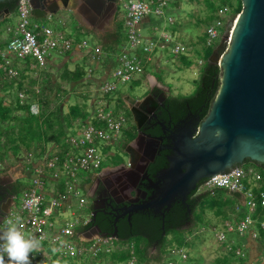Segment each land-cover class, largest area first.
Returning a JSON list of instances; mask_svg holds the SVG:
<instances>
[{"label": "built area", "instance_id": "2783aa9c", "mask_svg": "<svg viewBox=\"0 0 264 264\" xmlns=\"http://www.w3.org/2000/svg\"><path fill=\"white\" fill-rule=\"evenodd\" d=\"M176 0H120L125 11L124 28L127 42L115 53H106L99 45L78 40L76 34H68L64 29L55 30L35 22L29 0H20L17 8L18 23L6 28V37L0 41V78L17 79L27 70L26 75L36 69L44 70L55 66L56 56H68L71 59L81 56L87 58L89 72H97L101 65L110 58L115 61V69L108 66L102 77L98 93L100 96L91 104L95 105V115L84 122L78 121L67 135L66 152L57 144H45L44 152L36 158L30 153L27 158V172L23 178L29 179V186L22 190L20 203L5 218L0 229H5L16 222L17 217L23 224L22 231L26 236L40 240L42 253L30 254L32 264H81L87 257L99 254L111 255L117 248L118 239L94 238L86 242L81 236L90 222L92 215L87 212V198L83 194L85 176L97 175L102 169L104 158L110 152L101 143H114L124 134L126 119L116 110L111 109L106 100L116 93L120 85L137 81L144 75L148 65L158 49H170L175 57L193 56V48L177 40L175 31H167L166 24L174 26L176 20L167 17V11ZM233 11L228 6L217 11V20L205 31V47H212L221 39V30L229 22H235ZM163 18L164 26L159 37H146L140 33L143 26L152 27L150 17ZM167 19V20H166ZM225 30V29H224ZM224 32V31H223ZM229 42V41H228ZM78 53V54H77ZM199 65L203 64L199 60ZM112 80H109V78ZM35 91L40 94V88ZM25 91L19 93L25 99ZM30 111L34 116L41 115L38 102H32ZM22 166V165H21ZM23 168V166H22ZM91 176V177H92ZM90 177V178H91ZM205 193L222 190L229 196L238 195L240 203L235 204L231 217L221 222L220 229L215 228L217 243L228 252H235L236 257L245 259L241 248H235L229 234L249 237L258 248L260 233L264 231V184L261 170L250 165L239 167L226 176L216 175L214 179L205 180L202 184ZM83 213L78 217L75 207ZM69 215L72 219L65 218ZM90 230V229H89ZM87 230V231H89ZM96 242V244H92ZM92 244V245H91ZM128 247V245L126 246ZM131 251L133 245L129 246ZM127 264H135L134 251ZM260 253V257H261ZM166 264H183L188 249L173 248L167 255ZM7 259V257H6Z\"/></svg>", "mask_w": 264, "mask_h": 264}, {"label": "water", "instance_id": "95a60500", "mask_svg": "<svg viewBox=\"0 0 264 264\" xmlns=\"http://www.w3.org/2000/svg\"><path fill=\"white\" fill-rule=\"evenodd\" d=\"M11 1L20 0H0V4ZM77 1L75 12L85 26L106 33L117 13L116 0ZM29 2L33 17L44 20L68 10L71 0H55L52 7H45L47 0ZM241 2V13L235 22L226 25L220 44L208 59L209 64L220 68L219 90L201 125L178 135L175 155L169 159L170 167L162 173L165 179L162 194L154 201L163 204L160 208L166 206L168 210L176 197L185 199L202 181L216 175L226 176L245 161L264 171V0ZM11 15L6 10L0 15V22ZM155 152L156 148L152 153L146 152V165L153 160ZM146 207L152 204L142 208ZM142 208H135L132 201L128 207L129 212ZM91 222L92 218L81 236L86 242L109 236L97 228L87 231ZM111 238L118 239V232L114 231Z\"/></svg>", "mask_w": 264, "mask_h": 264}, {"label": "rangeland", "instance_id": "374dc122", "mask_svg": "<svg viewBox=\"0 0 264 264\" xmlns=\"http://www.w3.org/2000/svg\"><path fill=\"white\" fill-rule=\"evenodd\" d=\"M209 1L214 2V0ZM206 2L207 0H194L191 2H189L188 0V2L182 3L180 9H176L175 6H172L174 4L173 3L171 5V8L167 11V17L170 16L176 20V22H174V26L166 24L167 31L173 32L175 30L177 40L183 45L193 48L191 66H187L184 63L183 58L173 56L169 48H167L166 50L158 49L153 57V61L147 67V75H140L137 78V81L120 85L116 93L106 98V100L110 102L109 104L111 109L116 110L117 113H120L125 119L129 120L127 112L124 111V107L120 106L121 99H123L124 97L139 99L143 96H146L149 90V84H153L155 80L159 81L163 86L168 88L170 90L171 96L173 97H189L195 94V91L200 85V80L203 74L202 65H199L198 62L199 60L208 61L214 49L221 42V39H219L216 43V46L210 49L211 51H208L205 45L201 43V38L204 37L207 27V25H205L204 23V20L209 15ZM119 8V16L115 24H112L110 28H108L109 30L107 31V33H99L95 32L92 29H89L76 15V12L72 7L70 8L71 11L69 9V11H60L56 15L47 19H35L34 21L39 24L47 25L55 30H60L64 27L66 33L74 32V28L78 24L85 31L84 34H76L78 40H85L92 45L101 44V46L103 45L104 47H108V45L114 44H110V42H107L106 38L110 34H114L116 32V28L124 26L125 11L122 3L119 4ZM150 20L152 27L143 26L140 28V33L146 37H159L165 23L163 18L151 16ZM17 23L18 17L16 14H12L10 17L0 22V41L5 39L6 37V28L8 26H15ZM223 29H225V26L223 27ZM223 31L221 32V35L223 34ZM99 38H103L102 41H100ZM196 50L198 52L197 54ZM209 52H211L210 55H208ZM52 58L56 59V63L54 64L55 67L50 66L48 70L53 82H60L67 91L71 92L70 95L65 96L64 98L63 114L68 113L70 106L74 104H82V96L84 95H87L89 98V101L87 102L88 104H91L96 98L100 96V94L98 93V89L101 81L103 80L102 77L105 73L104 69H99L97 72H94V80L88 83L87 81H84L81 85L73 84L71 86L68 83L62 82L60 80V75L62 71L56 68V66L61 64L66 57L53 55ZM79 63V65L83 66V62ZM76 64H78V62ZM76 64L68 62L69 69L74 70L76 68ZM109 65L111 67V71H113L115 69V61L109 62L107 66H104L105 69ZM87 68L85 66L86 72ZM39 76L40 74H32V76H29L26 79L25 84L29 86V79H35ZM109 80H112V78L110 77ZM0 96H3V94L0 93ZM6 102L9 104V99H7ZM91 105H89L88 109L90 112L88 118H93L95 115V105ZM130 127V124L126 122L123 132L128 130V128ZM70 131H67V135L70 133ZM127 139L128 136L122 133L117 139V141H115L114 143L111 142L100 144V147H107L106 152L109 151L110 154L104 158L102 169H100L99 172H101L105 167L114 166L118 161L128 163L127 154L122 151L121 147H119L120 144L126 143ZM32 151H35V148ZM25 152L26 151L22 150L19 152V155L13 157L9 151V156L5 160L6 162L2 163L0 161V170H6L7 173L13 178L18 177L21 174L25 175L24 173L27 172V168L29 167L27 164L28 157H26V153L28 152ZM21 165L23 166V168ZM248 167H250V165L244 166V168ZM255 168L259 170V168ZM92 175L93 172L90 175L85 176V178H88L89 180ZM19 183L23 187V189H25L29 186V179L27 177L23 178L19 181ZM83 194L85 195L84 190ZM20 199L21 194L17 200V204L20 203ZM235 204L236 203L234 202V200L226 193L221 194L218 190L215 193H210L203 199H201L199 207L195 214V222H193L190 226H187L185 230L173 231L170 233V235L168 236V240L172 241L174 245H177V243L181 239L189 237L191 234L195 233L194 236H196V238H194L193 235L190 237L193 242V245L188 249V255L191 257V259H194V261L186 264H222V260L228 255V252H226L220 246V244L217 243L214 229H220L221 218L216 217L215 212L212 209L216 208V210H220L221 208H223L229 210L234 208ZM86 209L87 212L90 213L91 210L88 206H86ZM75 211L77 212L78 217L83 215V213L78 209V206L75 207ZM65 218L72 219L69 215H66ZM228 238L234 242L235 248L242 249V252L247 255V260H249L251 257H256L254 256L250 247L247 246L249 237H239L236 234H229ZM132 241L133 243H143L139 237L134 238ZM92 244H96V242H93ZM151 251L152 248L150 247L149 256L152 257L151 262H147L144 264H158L157 257H159V250L153 254L151 253ZM261 254V257H258L260 259V262L256 264H264V252H262ZM92 260H94V262H97L98 264H107V262L109 261L105 258L99 260L94 257H87L85 258V261L81 262V264H91ZM230 264L239 263L237 261H231ZM244 264H246V262H244Z\"/></svg>", "mask_w": 264, "mask_h": 264}, {"label": "trees", "instance_id": "16d2710c", "mask_svg": "<svg viewBox=\"0 0 264 264\" xmlns=\"http://www.w3.org/2000/svg\"><path fill=\"white\" fill-rule=\"evenodd\" d=\"M194 0H189V2ZM188 2V0H176V2L172 5L175 6L176 9H180L182 3ZM207 9L209 15L204 20L205 25H207L206 29L217 20V11L224 7L229 6L233 11L234 15H239L242 11V2L241 0H214V2H210L207 0ZM18 2L12 1V4L9 2L1 3L0 4V14L4 11L8 10L12 14L17 13ZM64 29V27H63ZM77 31L76 34H84V29L77 24L75 27ZM222 29L221 31H223ZM175 31V30H174ZM97 37V36H96ZM98 38V37H97ZM100 39V38H99ZM103 39V38H102ZM100 39V41H102ZM107 42L114 45H108V47H104V52L108 51L109 53H114L118 48H121L124 43L127 42L126 32L124 31V27L120 26L116 28V32L114 34H110L106 38ZM212 47L207 48L208 51L216 46V43ZM102 43V42H100ZM201 43H206V33L203 38H201ZM106 52V53H108ZM196 50V54H197ZM211 52L208 53L210 55ZM56 66V68L60 69L61 75L60 80L62 82L68 83L69 85H81L84 81L87 83L94 80L92 72L90 74L89 69L90 66L87 62V58H83L82 60L78 61L76 64V68L74 70L69 69L68 62L70 60L67 59ZM183 58L184 63L187 66H191L192 58L181 57ZM108 59V58H105ZM110 60V58H109ZM107 60L103 65L107 66L109 61ZM79 62H83V66L79 65ZM77 63V62H76ZM203 67H208L207 76V83L206 86L210 88V98H214L217 94L220 86V68L217 65L209 64L208 61H203ZM85 66L87 68V72L85 71ZM110 66V65H109ZM55 67V66H54ZM49 68L44 70L36 69L32 72V74H40L39 77L32 79L30 78L28 81L27 86L25 84L26 79L31 75H26V71H24L19 78L17 79H4L0 78V93L3 96H0V161L5 163L7 157L9 156V151L13 157L19 155V152L24 150L26 153V157L28 154L33 153L35 154L36 158H39L44 152L45 144H57L59 149L61 148L62 152H66L67 145L65 144V138L67 137V129H72L74 125L80 121L84 122L88 119L90 112H89V105L87 102L89 98L87 95L83 97L82 104H74L70 106L69 111L67 114H63V105H64V98L71 94L70 91H67L63 85L59 83H54L50 73ZM147 73V69L145 74ZM147 75V74H146ZM3 74L1 73V77ZM35 87L40 88V94H37L35 91ZM21 91H25L27 97L23 100L19 98V93ZM205 89L202 87H198L197 94L201 97L200 100L202 101L206 97ZM201 94V95H200ZM9 99V104L6 100ZM175 105L180 108L181 104L183 103V99H187V97H177L175 98ZM199 102V104L201 103ZM32 102H38L41 108V115L34 116L30 111V106ZM92 102V101H91ZM92 106V105H91ZM120 106H123V101L121 99ZM124 107V106H123ZM124 134L128 136L126 143L120 144L122 150L125 149V146L128 142L134 139L135 135H132L131 132L125 131ZM35 148V151H32ZM254 166V165H253ZM263 172L262 169H259ZM204 183V181H203ZM202 183V184H203ZM23 190V187H22ZM221 194H224L222 190H218ZM215 193V192H214ZM209 193H204L201 196L203 199ZM236 204L240 203V197L238 195L230 196ZM224 202V201H223ZM225 204V203H224ZM199 204L195 207H191L190 213L182 212L180 218L177 220V223L170 222L169 218H166V224L164 231L162 230V222L160 219H154L153 217L148 218L145 217L144 223L142 225H138L140 228H136L135 221L133 220L134 224V231L130 232L125 230L122 225H118L119 227V238L116 250L111 255H103L99 254L95 258L101 260L106 259L109 260L107 264H127L129 260L132 258V251L136 256L135 264H144L147 262H151V258L149 256L150 247L152 248V243L155 240H158L159 245V257H157L158 264H166L167 262V255L173 248H183L189 249L192 247L193 242L190 237L194 234H191L189 237H185L181 239L177 245H174L172 241L168 240V236L173 231H181L187 228L186 226V219L192 220V223L195 222V214ZM216 217L221 218V222L225 219L231 217V214L234 212V208L232 209H223L216 210L213 208ZM262 213V219H264V210ZM192 217V218H191ZM175 223V224H174ZM94 223H91L86 230L91 228ZM127 225V224H126ZM128 226V225H127ZM102 231H107L105 227H101ZM139 230V231H138ZM109 235H112L114 229H111ZM163 232L165 235H163ZM139 237L143 243H133V239ZM196 238V236H194ZM193 239V238H192ZM130 242V243H129ZM128 245V247H126ZM133 245V250L129 246ZM258 251L260 253L264 252V231L260 233V238L258 240ZM246 259L236 257L235 252H229V254L222 260V264H230L231 261H237L239 264H244ZM194 259H191L189 256L187 260L184 262L190 263L193 262ZM92 260L91 264H96ZM183 263V264H184ZM58 264H68L67 262H58ZM98 264V263H97Z\"/></svg>", "mask_w": 264, "mask_h": 264}, {"label": "flooded vegetation", "instance_id": "af4514ba", "mask_svg": "<svg viewBox=\"0 0 264 264\" xmlns=\"http://www.w3.org/2000/svg\"><path fill=\"white\" fill-rule=\"evenodd\" d=\"M54 1L47 0L45 7H52ZM119 2L120 0H116L117 13L114 16L113 25L119 16ZM9 4H12V1ZM71 7L75 10L78 7V1L71 0L69 10ZM202 68L203 74L198 87L204 88L207 94L202 101L196 90L195 94L183 99L181 107L178 108L175 105L177 97L171 96L170 90L157 80L149 84L146 96L139 99L131 97L122 99L124 111L129 118L126 122L131 126L126 131L135 136L122 150L128 156V163L118 161L114 166L105 167L103 172L92 176L84 184L87 206L91 210L93 219L91 223H94L91 228H97L105 234H110L109 231L114 229L119 236L118 225L133 232L135 230L133 220L136 228L139 229L138 225L144 223L145 217H153L160 219L165 229L167 217L171 223H177L182 212L190 213L191 207L200 203L201 196L205 193L202 189L203 181L197 185L196 190L186 195L185 199L181 196L176 197L168 210L166 206L160 208L159 206L163 204H154V201L159 197V193L162 194L161 190L165 182L162 173L170 167L169 159L175 155L174 148L178 135L192 130L195 126L199 127L209 115L215 100L216 95L213 99L210 98V88L206 86L209 83L207 82L208 73H206L208 67L202 65ZM154 148H156L154 158L146 165V152L152 153ZM249 165L261 169L250 161H245L238 167ZM21 176L23 174L13 178L6 170H0V226L17 205L22 192V186L19 183ZM131 201L135 208H142L146 204H152V207L129 212L128 207ZM161 214H164V217ZM186 221V226L192 224L190 218ZM101 227H105L107 231H102ZM163 235H165L164 232ZM159 245L158 240L152 243V254L158 251Z\"/></svg>", "mask_w": 264, "mask_h": 264}, {"label": "clouds", "instance_id": "9594fccd", "mask_svg": "<svg viewBox=\"0 0 264 264\" xmlns=\"http://www.w3.org/2000/svg\"><path fill=\"white\" fill-rule=\"evenodd\" d=\"M22 229L19 217L14 224L0 229V264H32L30 254H43L40 240L26 236Z\"/></svg>", "mask_w": 264, "mask_h": 264}, {"label": "crops", "instance_id": "0c3cea01", "mask_svg": "<svg viewBox=\"0 0 264 264\" xmlns=\"http://www.w3.org/2000/svg\"><path fill=\"white\" fill-rule=\"evenodd\" d=\"M124 27V26H123ZM124 31H125V28H124ZM76 30H75V28H74V32H71V33H68V34H76ZM107 33V32H106ZM100 47H102L101 46V44H98ZM123 45H125V43L123 44ZM102 49H103V47H102ZM118 49H120V48H118ZM117 49V50H118ZM116 50V51H117ZM104 51V50H103ZM115 51V52H116ZM114 52V53H115ZM78 54V53H77ZM113 54V53H112ZM81 56L82 55H80L79 57H76V58H74V59H71L70 57H67V59L68 60H70L69 62H71V63H73V64H76V62H78L79 60H81ZM65 60H66V58H65ZM107 60H109V59H107ZM109 61H113L112 59H110ZM100 69H104L105 70V67H104V65H101V67H100ZM149 77H151V76H149ZM153 78V77H152ZM71 129H67V131L69 132ZM71 132V131H70ZM22 177V179H23V176H21ZM247 246H249L250 247V249L252 250V252H253V254H254V256H256V257H251L249 260H247V255H246V257H245V262H246V264H256V263H259L260 262V259L258 258V257H260V252L258 251V248H257V244L252 240V239H250L249 238V240H248V244H247Z\"/></svg>", "mask_w": 264, "mask_h": 264}]
</instances>
